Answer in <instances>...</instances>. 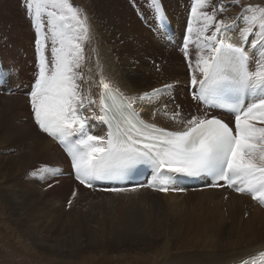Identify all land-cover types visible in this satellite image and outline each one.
<instances>
[{
    "label": "snow or ice",
    "instance_id": "obj_1",
    "mask_svg": "<svg viewBox=\"0 0 264 264\" xmlns=\"http://www.w3.org/2000/svg\"><path fill=\"white\" fill-rule=\"evenodd\" d=\"M24 3L36 31L35 71L26 93L32 119L41 132L63 146L81 185L91 188L99 181L130 178L148 167L152 182L147 186L158 191L166 192L169 185L183 179L208 178L213 181L211 186H222L219 182L224 181L235 191L264 203V7L240 5L236 22L225 25L216 18L225 10L223 5L194 0L183 37V54L192 69L190 89L196 107L183 116L173 111L171 119L180 127L168 130L142 120L132 102L108 103L114 100L110 85L102 75L96 81L91 69H84L90 60L85 43L91 34L87 16L78 6L70 0ZM145 3L159 28L166 30L169 21L162 0ZM208 8L211 11L205 10ZM235 30L239 31V45L227 42L226 34ZM190 41L196 45L194 65ZM14 72L13 66L0 63V88L11 91ZM95 85L102 88L100 114L93 111L97 101L91 89ZM172 87L165 85L139 99L158 103L159 94ZM181 108L176 105V109ZM215 110L233 119L226 121L213 114ZM92 120L107 126L105 135L91 132ZM34 172L52 177L60 174L58 168L48 165ZM242 264H264V252Z\"/></svg>",
    "mask_w": 264,
    "mask_h": 264
},
{
    "label": "bare ground",
    "instance_id": "obj_2",
    "mask_svg": "<svg viewBox=\"0 0 264 264\" xmlns=\"http://www.w3.org/2000/svg\"><path fill=\"white\" fill-rule=\"evenodd\" d=\"M96 1L93 0L92 7L89 2L90 6L85 5L90 17L92 16L91 9L94 8ZM182 1L184 3L181 2V9L189 11L190 7H186V0ZM216 1L209 0V3L216 4ZM229 1L221 0L227 4ZM119 2L123 5L120 4L118 7L124 6L121 19L130 21L128 27H125V31L112 30L111 32L98 33L94 22L91 20V40L85 43V46H89L91 49L86 53L90 60L86 62L84 69L85 71L91 69L90 75L96 81H99L102 75L104 82L110 85V89L117 90L123 97L132 102V105L138 109L146 121L168 130L177 129L180 125L171 119L173 111H177L173 105L178 93L176 82L171 83L173 87L169 93L159 94L158 103L139 98L143 96L144 92H149L150 88L162 89L163 84L158 83L161 82L162 77L164 79L169 77L170 67L173 68L170 69V73L174 75V78H177L178 74L190 73L189 75H191L192 71L188 72V69H192L189 63H186L189 60L183 57L184 68L178 67L176 71L172 61L166 68V65L159 62L158 57L157 61L155 60L157 50L151 49L150 46L143 50L136 48L134 42L139 41L138 37H144V40H147L148 36L152 34L145 30L143 24L138 20L137 12L125 0H119ZM162 2L167 11L169 24L172 26L173 35L169 36L159 28L152 13L151 21L157 25L158 37L175 42V29L170 16L172 14L176 19L181 17L182 13L178 12L174 15L169 3L172 2L179 6L175 0H162ZM2 3L4 10L0 13L3 16L0 20V63L14 67L12 83L18 84L22 81V84L29 86L35 71L36 31L25 12L24 0H14V3L11 0H2ZM13 7L14 17L11 15ZM105 8L106 5L100 10H105ZM205 10L211 11V8ZM234 10L235 15L241 13L240 6ZM95 12L97 11H93V13ZM230 15V18L225 19V25H232L236 22L232 14ZM216 18L220 20L222 17L218 14ZM174 23L177 27L179 26L178 22ZM243 26L244 23L241 21L240 27ZM193 27L195 29L196 24H193ZM134 28L137 32L133 31ZM226 35L229 38L227 42L236 45L241 43L238 30L229 31ZM18 36L21 42L18 40ZM25 37L27 38L23 40ZM11 38H15L16 41L9 45L8 40ZM105 39H114L118 45L110 48L106 45ZM192 40L194 41L195 37ZM30 41H33V49H30ZM48 44L50 51V37ZM14 45H18V47L13 49ZM192 46L196 45L190 41L189 53L194 65L196 49H191ZM112 51L117 52L112 54ZM126 59L134 61L142 68L141 79L136 78L129 71ZM117 65L118 69L121 70L120 75L126 77L132 84L125 85L116 78L118 77ZM107 66L116 77H112L111 73H106ZM169 79L172 80V77ZM190 82L191 80L183 82L184 85L187 84V89ZM27 91L19 85H14L11 91L0 88V145L14 141V159L10 161V168L14 167V172L8 173V176L9 174L14 175V193L8 187L10 186L8 181H11L13 177L8 178L6 174L1 178L0 184L4 186L5 195L9 196L11 206L14 209V229H20V236L22 237V239H16L18 248L15 245L9 259H15V257L19 259L28 258L20 252L24 251L30 254L29 259L38 262L37 259H40L39 249H48L56 252L52 256L53 259L51 258L54 263L68 259L76 260L78 255L80 256V253L89 247V244H95V242L100 243L97 248H100L102 252L104 251L103 253L101 251L96 252L99 255L106 254L110 249L120 245L124 247L118 248H121L122 251L125 250L126 253L143 252L163 245L167 250H176L175 258L170 264H237L264 250V239L258 236L260 231L264 230V203L259 200L253 201L250 195L237 191L232 193L235 191L234 188L231 189L232 192L224 186H219L217 189L186 193V189L189 188L185 186H182L185 188L183 190L174 191L171 186L176 185H169V190L162 192L153 187L148 189L147 185L152 182V175L149 176L143 186L135 188V190L131 188L124 192L108 191L106 190L108 187L96 184L91 188L81 185L75 179L69 157L63 146L58 141L55 143L53 138L41 132L35 125L31 115L29 96L26 95ZM101 91L102 88L98 85L91 89L92 98L97 101V104L93 106V111L97 114H100ZM5 94L14 98L1 97ZM148 94L149 96L152 95ZM184 94L188 99L187 105L190 110L182 111L181 108L182 116L194 112L196 107L192 98L185 91ZM17 108L21 109V113L12 114ZM213 114L216 115L214 112ZM12 117L14 119H11ZM13 130L14 138L12 140L5 138L8 135L13 136L9 134ZM90 130L93 134L105 135L107 127L99 121L92 120L90 121ZM10 147L8 146V148ZM43 165L58 168L60 174L55 177L36 175L34 170ZM66 170L70 173L67 178L64 176ZM203 180L204 178L199 179L196 184ZM158 184L159 182H157ZM67 189L69 191L65 193ZM141 191H145V193L139 194ZM124 198L136 200L140 206V211L124 217L112 216L110 224L114 228L103 234L83 228L84 223L92 222L91 213L86 211L87 205ZM175 203L180 205L177 206L181 210L178 214L183 218L177 222L173 218ZM222 210L225 211V215ZM198 212H202V215H208L211 219L197 221L200 219V216L197 215ZM208 233L218 240L224 239L226 245L215 240L204 245L200 240V235L206 236ZM253 237L255 239H252ZM77 242H79L77 248L67 249L68 246H73ZM227 247L230 248L226 250ZM221 248H224V253L211 255Z\"/></svg>",
    "mask_w": 264,
    "mask_h": 264
},
{
    "label": "rangeland",
    "instance_id": "obj_3",
    "mask_svg": "<svg viewBox=\"0 0 264 264\" xmlns=\"http://www.w3.org/2000/svg\"><path fill=\"white\" fill-rule=\"evenodd\" d=\"M11 1L14 3V0H11ZM110 1H111V3H109ZM125 1H126V3L129 4V6L132 7V9L135 12H137L138 20L143 24V27L145 28V30H147L149 33L152 34V35L148 36L147 40H144V37H138L139 41L134 42V45L136 46V48L143 50L146 47L150 46L151 49H155L158 51L155 54V60L157 61V57H158L159 62L166 65V68H168L167 66H168L169 62L172 61L174 67L176 68V71L178 70L177 69L178 67H181L183 69L184 64H185L183 62V60L185 58V56L183 54L184 53L183 37L185 35V29H186L185 26H187L188 17L190 15V8H191V5L194 2V0H186V7H188V8L190 7L189 11H185V10L181 9L180 4H181V2L184 3L182 0H175V2L179 4V6L174 5V3H172V2L169 3L172 11L174 12V15L178 12L182 13V16L177 17L176 19L172 16V14L170 16L172 25L175 29V36H174L175 42H172L170 40L166 41L162 37L157 36V34H158L157 25L151 21V12L148 10V6L145 3V0H125ZM70 2L74 6H78L82 10V15L87 16L90 33H91V24H90L91 20L94 22V25L96 27L95 29L97 30L98 33L111 32L112 30L125 31V27H128V25L130 23V21L127 19H121V17L123 16V14L121 12H122V10H124V6L118 7L120 4L123 5V3H120L119 0H97L94 8L91 9L92 10V16L91 17L87 12L86 6H90V4H91V7H92V4H94L93 0H70ZM216 2L218 3V5L216 3V5L218 7L221 5H223L224 7L226 6L224 11L218 12V14L221 15V17H222L220 20L223 19V21H225V19L230 18V16H231L230 14H232L233 18H236L239 14L235 15L233 12L235 11L234 9L240 5L247 6V5L251 4L254 6L260 5L261 7H264V0H230L228 4L226 2H221V0L220 1L217 0ZM105 5H106L105 10H100ZM3 10H4V5L2 3V0H0V13L3 12ZM93 11H97V12L93 13ZM18 14H19V12H18ZM218 14H217V16H218ZM244 14L250 15L251 13H244ZM11 15L14 17V7L11 10ZM2 18H3V16L0 15V20ZM174 22H178L179 26L177 27ZM193 24H195V22H193ZM133 31L137 32L136 28H134ZM17 38H18V40H20L19 36ZM26 38L27 37H25L23 40H25ZM125 40H127V39H125ZM163 40H164V42H167L168 45L164 44ZM8 41H9V45H11L14 41H16V39L11 38ZM20 42H21V40H20ZM105 42L107 43L106 45L110 48L114 47L115 45H118V43L114 39H105ZM170 44H177V45L171 46ZM29 45H30V49H33V46H32L33 41H30ZM16 47H18V45H14L13 49ZM34 47H36V45ZM19 48L21 49V47H19ZM87 49H89V50H87ZM191 49H196V46H192ZM85 50L87 53V51H90L91 49L89 46H85ZM177 51H178V54H177ZM115 52H117V51H112L111 53L114 54ZM179 57H181V59H179ZM186 63L188 64L189 61H186ZM126 64L128 66L129 71L132 72L136 78L141 79L142 68L139 65H137L134 61L129 60V59H126ZM118 65L116 66L117 69H118ZM170 69H173V68L170 67ZM170 69H169V77H172V80H170L169 77L167 79H164V77H162L161 82H159L158 84L162 83L163 87H164L165 85H171V83H173V82L177 83L176 87H177L178 93L176 94V97H175V100L173 103V105L176 107V105L179 104V102H180V100L178 98L181 99V97L183 95L182 93L184 91L188 94L189 97H191V95L189 94L188 89H187V84L184 85V83H183V82L190 81L191 75H189L190 73L185 74V75H183V74L179 75L178 74L177 78H174V75L170 73ZM105 70H106V73L112 74L111 70L109 71L108 66L106 67ZM120 71L121 70L118 69V77H116L113 74H112V77H116L119 81H121L125 85L126 84H132V82L129 81L126 77H125L126 78L125 79L124 77H122V75H120ZM191 71L192 70L188 69V72H191ZM188 72H186V73H188ZM14 85H19L21 88L28 90V86L26 84H22V81L19 82L18 84L12 83V87H14ZM154 89H158V88H150L149 92H147V93L152 94ZM171 89L172 88H170L169 90H167L164 93H169L171 91ZM144 93H146V92H144ZM1 97L14 98V97H9L6 94H5V96H1ZM181 103L183 105L182 111L190 110L189 109L190 107L187 105V103H188L187 97L185 99H182ZM13 106H14V103H13ZM176 110L181 112L180 109H176ZM17 113H21L20 108H17L16 111L12 114H17ZM12 114L10 115V117L12 116ZM11 119H14V117H12ZM12 132L9 134H11L13 136H9L7 134L8 136H6L5 138H8V140H12L14 138V130ZM56 142H57V140H55V143ZM8 146H11V147L8 148ZM0 147H1L0 148V158H1L0 159L1 160L0 161V182H1L2 181L1 178L3 176H5L6 174H7L8 178H12L14 176L11 174H9V176H8L9 172H12V171L14 172V167H12L13 169L10 168V163H11L10 161H12L14 159V153H13L14 152V141L9 142V143L4 144V145H0ZM5 148H7V149H5ZM11 157H13V158H11ZM72 172H74L73 169H72ZM69 175H70L69 171L66 170V172L64 173V176L67 178V177H69ZM39 176L44 177V176H47V174L39 175ZM13 181H14V177L11 181L10 180L8 181V182H10V186H8V187L11 188L12 193H14ZM5 187H7V186L5 185ZM171 188H173L174 191L185 189L184 187L177 186V185L171 186ZM186 188H190V187H186ZM149 189H152V188H149ZM4 190H5L4 186L2 184H0V253H1V258H0L1 263L0 264H170V262L173 260V258H175L176 250H174V249L167 250L163 245L156 246L154 249H151V250L149 249V250L143 251V252H130V253H126L125 250L122 251L121 248H118L121 246L120 245V246L116 247L118 249H116V248L110 249L109 252H107L106 254L99 255V254H96V252L101 251L100 248H97V246H100V243L95 242V244L94 243L89 244V247H86L83 250V252L80 253V256L78 255L76 260H69L68 259L67 261H59L58 263H54V261L52 260L53 259L52 256L54 254H56V252L49 251L48 249H44V250L39 249L38 252L40 255V259H37V260H39L38 262L33 261L32 259H29L30 254H27L24 251H20V252L22 254L26 255L28 258H25V259L16 258L15 257L16 251H15L14 252L15 259H9V257L12 255V252L14 251L15 245L17 243L16 239H22V237L20 236L21 235L20 229H16V230L14 229V209L11 206L9 196L5 195ZM68 191H69V189H67L65 191V193H67ZM230 191L232 192V190H230ZM234 192H236V191H233L232 193H234ZM143 193H145V191L139 192V194H143ZM242 194L250 195L248 193H242ZM253 201H258V200L253 199ZM177 206H180V205L175 203V206L173 209V215H174L173 218L176 222L183 220V218L180 216V214H178L181 212V210ZM86 207L88 208V209H86V211H89L91 213L92 222L84 223L83 228L90 230L91 232L92 231H95L97 233L100 232L101 234H103L104 232H107V231L114 228V226L110 224L111 223L110 218L112 216L124 217L127 215L135 214L138 211H140V206L136 200H129L126 198L119 199V200H109V201H105V202H95L94 204L87 205ZM222 212L224 213V215L226 214L225 211L222 210ZM197 215L200 216V219L197 221H200L202 219H206V220L211 219V217H209L206 214L202 215V212H198ZM258 236L261 239H264V230L260 231V234ZM107 237H109V236H107ZM200 237H201L200 240L204 245H205V243H207L209 241H214V240L220 241L222 243V245H226V241L224 239L218 240L215 237H213L212 234H209V233L206 236H204V234L200 235ZM109 238H111V237H109ZM252 239H255V237H253ZM77 245L79 246V242H77L73 246H68L67 249L73 250L74 248H72V247L77 248ZM16 247L18 248L17 245H16ZM121 247H124V246L122 245ZM229 248L230 247H227L226 250H228ZM202 249L208 251L205 248H202ZM222 253H224V248L219 249L216 253H213L211 255L222 254ZM90 259H91V261H90ZM236 259H238V258H236Z\"/></svg>",
    "mask_w": 264,
    "mask_h": 264
},
{
    "label": "flooded vegetation",
    "instance_id": "obj_4",
    "mask_svg": "<svg viewBox=\"0 0 264 264\" xmlns=\"http://www.w3.org/2000/svg\"><path fill=\"white\" fill-rule=\"evenodd\" d=\"M182 94H183V95H182L181 99L178 98V99L180 100L179 105H180V103L182 102V99H185V98H186V95H184V92H183ZM181 106H182V105H181Z\"/></svg>",
    "mask_w": 264,
    "mask_h": 264
}]
</instances>
